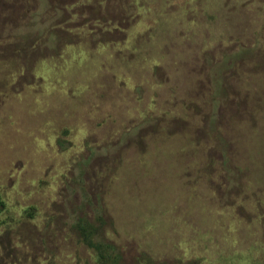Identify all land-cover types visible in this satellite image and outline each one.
Returning a JSON list of instances; mask_svg holds the SVG:
<instances>
[{"label": "rangeland", "instance_id": "rangeland-1", "mask_svg": "<svg viewBox=\"0 0 264 264\" xmlns=\"http://www.w3.org/2000/svg\"><path fill=\"white\" fill-rule=\"evenodd\" d=\"M0 190V264H264V0H0Z\"/></svg>", "mask_w": 264, "mask_h": 264}, {"label": "trees", "instance_id": "trees-1", "mask_svg": "<svg viewBox=\"0 0 264 264\" xmlns=\"http://www.w3.org/2000/svg\"><path fill=\"white\" fill-rule=\"evenodd\" d=\"M99 206L102 208L101 205ZM100 207L96 209L98 211H96L94 220L84 215H75L73 217L74 228L81 241L95 252L98 264H123L120 248L106 235V220L99 211ZM5 208L6 201L0 190V213ZM29 215L34 216V207L29 210Z\"/></svg>", "mask_w": 264, "mask_h": 264}]
</instances>
